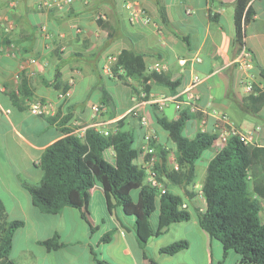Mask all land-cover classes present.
I'll use <instances>...</instances> for the list:
<instances>
[{
  "label": "crops",
  "instance_id": "1",
  "mask_svg": "<svg viewBox=\"0 0 264 264\" xmlns=\"http://www.w3.org/2000/svg\"><path fill=\"white\" fill-rule=\"evenodd\" d=\"M41 1L0 0V16L10 27L8 33H0V199L8 219L23 221L14 231L10 258L15 264H151L137 239L135 217L117 205L108 213L105 193L99 185L92 187L88 205L93 232L76 207L64 206L55 213L40 210L28 189L41 180L40 157L48 145L65 135L62 127L75 130V123L84 126L100 119L109 129L114 121L125 117L127 126L134 129V146L139 149L136 163L146 170L153 169L156 157L152 155L153 163L152 156L147 160L148 144L144 140L150 133L168 150L169 167L179 169L177 173L184 177L185 168L176 166L174 143L151 117L150 104L172 94L168 88L149 80L151 91L145 99H138L131 91L127 100H120V106L111 93L113 102L103 105L102 113L95 118L92 115V105L102 104L101 90L94 99L89 97L101 87L100 74L120 81L112 75L111 66L122 49L143 54L149 70L158 64L172 79H179L176 93L182 92L193 76L200 78L194 88L198 98L191 101L195 109L187 101L179 109L172 102L156 103L169 118L176 119L186 111L189 118L185 130L190 136L198 130L213 132L217 117L225 116L248 135L251 143L264 145V0L248 2L253 17L244 26L242 37L252 57L248 68L236 62L242 45L235 36L236 0H73L63 9L50 3L41 6ZM128 2L143 8L149 21L133 17ZM100 13L105 17L98 18ZM41 25L47 26L50 38L43 34ZM78 27L82 31H77ZM109 55L115 59L108 73L103 66ZM56 74L60 85L69 86L70 96H58L59 90L53 87ZM242 77L259 88L260 96L252 103L250 98L256 94L243 89ZM85 79L87 97L79 95ZM35 99L51 105L49 116H55L53 122L47 123L44 116L30 111ZM133 107L144 115L145 123L139 125V120L131 117ZM219 150L213 142L203 169L195 163V175L189 184L170 183L166 178L159 181L162 187L183 197V206L191 217L170 223L148 240L147 249L156 264H238L239 255L231 249L224 254L221 242L210 237L197 220V212L206 206L201 194L206 166ZM112 154L109 150L108 155ZM152 215L151 225L156 229L157 212L154 220ZM111 231V240L101 242V237ZM52 237L60 243L57 249L40 243ZM179 240L186 241V247L172 254L160 251Z\"/></svg>",
  "mask_w": 264,
  "mask_h": 264
},
{
  "label": "trees",
  "instance_id": "2",
  "mask_svg": "<svg viewBox=\"0 0 264 264\" xmlns=\"http://www.w3.org/2000/svg\"><path fill=\"white\" fill-rule=\"evenodd\" d=\"M249 0H236L233 21L237 41L243 37L244 26L252 19L253 11L248 7ZM163 15V9L159 7ZM112 75L124 85L130 79L138 80L141 87L131 85L138 99H145L151 91L148 84L153 80L175 94L180 86L179 79L162 70L148 69L143 54L131 49H122L111 66ZM58 74L53 80V87L59 91L69 88L59 84ZM25 78L22 76L21 85ZM45 84H49L45 82ZM102 105L113 102L112 94L104 87ZM144 92V95H140ZM28 94L26 89L24 92ZM256 97L250 98V103ZM151 117L154 123L164 130L174 143L176 166L184 167L183 178L179 169H171L167 163V152L154 138L148 146L147 160L153 155L156 160L153 170L159 181L163 178L170 183L184 181L189 184L195 175V163L204 150L210 148L216 139V133L198 130L190 136L185 130L186 111L176 119L169 118L156 104L151 103ZM254 109L253 107H251ZM139 120L140 116L133 115ZM47 123L55 116H44ZM67 117L62 121L65 122ZM107 135L88 127L83 137L73 133V129L62 127L63 137L48 145L41 157L42 177L37 185L28 186L33 203L42 211L55 213L64 206L80 209L88 222L90 232L95 226L88 220V205L91 189L95 185L103 188L108 213L113 206L122 208L124 213L135 217L134 230L142 247L144 257L151 264L156 262L150 257L147 243L152 236L159 235L162 229L172 222L187 220L191 213L183 206V197L168 187L159 194L157 187L146 181V167L136 163L139 149L134 146L135 133L125 122V117L114 121ZM111 150L113 154L106 156ZM179 172V173H177ZM136 191V196L133 192ZM201 194L206 206L197 212L200 226L210 237L217 238L224 254L234 250L239 255L238 264H264V220L260 221L259 212L264 202V145L244 143L237 137H231L219 151L211 157L206 166V173L201 187ZM114 201V202H113ZM157 212L158 224L153 229L150 216ZM23 225L21 220L8 219L7 210L0 199V264H15L10 258L14 231ZM113 231L105 233L101 242L111 240ZM48 249H57L60 243L55 237L41 240ZM186 241H175L160 249L162 253L172 254L186 247ZM97 258L96 252H92Z\"/></svg>",
  "mask_w": 264,
  "mask_h": 264
},
{
  "label": "built area",
  "instance_id": "3",
  "mask_svg": "<svg viewBox=\"0 0 264 264\" xmlns=\"http://www.w3.org/2000/svg\"><path fill=\"white\" fill-rule=\"evenodd\" d=\"M73 0H42L39 5H48L49 3L54 5L55 7H57L58 9H63L66 6H70L72 4ZM126 6L128 8H131V15L133 17L135 16H141V19L143 20V22L147 23L149 21L148 16H146L145 11L143 8L141 7H133V5L130 4V2H128L126 4ZM105 15L100 13L98 15V18H104ZM10 31V27L8 25L7 19L5 17L0 16V33H8ZM41 31L43 32V34L47 37L50 38L51 37V33L48 30L46 25H41ZM77 31H82V29L80 27L77 28ZM242 40V45L240 48V52L238 53V56L236 58V62H239L240 66H242V68H248L251 65V61H252V57H251V53L250 51L246 48L245 44H244V40L243 38ZM196 60L200 59V56H194L193 57ZM114 56L109 55L107 57V61L108 63L103 66V71L104 72H110V67L109 64L111 62L114 61ZM152 69H156V70H161V66L160 65H156L154 66ZM200 81V78L198 76H193L190 80V83L188 84V86L182 91V92H178L176 94H170V95H163L158 97L155 102L163 105L167 102H172L174 103L176 108H180L181 103L182 102H186L189 103L192 100H197L198 96L197 94L194 92V88L197 85V83ZM240 82L243 86V89L249 93V94H259V88L255 87L252 80L246 77H242L240 78ZM71 91L68 88L65 91H59L58 92V96L60 98H64V97H68L70 96ZM184 96L183 99H181L180 97ZM191 105L194 107L195 109V104L191 102ZM29 109L31 112H33L34 114L37 115H41V116H48L50 115L51 111H52V107L51 105L46 102V101H42L39 99H35L34 101H31ZM92 111H93V117L95 118L99 113H102L103 111V105L100 103H96L92 105ZM130 113H132L133 115H139V112L136 110L135 107L130 109ZM140 116V115H139ZM140 120L142 123L146 122V118L144 117V115L140 116ZM106 124L105 120H100V119H95L93 121H91L88 124H85L84 126L79 125L78 123H75L73 126L75 128V130H73V133L77 134L80 137H83L85 134V130L88 127H92L94 128L97 132L101 133V134H105L107 135L110 131V129H107L104 127V125ZM213 132L217 134V139L214 140V144L215 146H217L218 148L223 147L227 140L231 137H237L240 141L244 142V143H251L250 142V138L248 137V135L243 132L242 130H240L239 128H237L232 122H230L225 116H218L217 119L214 122L213 125ZM153 138L152 134L147 133L144 136V140L145 142L148 144L149 140ZM147 150L149 152H153V147L147 146ZM153 156L150 159V163H153ZM146 181L152 185L158 188L159 190V194L163 193L165 191V188L161 186V184L159 183V180L156 176V173L153 169H149L147 170V176H146Z\"/></svg>",
  "mask_w": 264,
  "mask_h": 264
},
{
  "label": "rangeland",
  "instance_id": "4",
  "mask_svg": "<svg viewBox=\"0 0 264 264\" xmlns=\"http://www.w3.org/2000/svg\"><path fill=\"white\" fill-rule=\"evenodd\" d=\"M100 86L98 89L93 90L91 92V94L89 95V97L91 99H94L92 97L96 96L97 93H100V90L102 87H104L105 89H107L109 92H111L115 97H116V104L118 106H120V100H127V96L129 95V93L132 91L131 90V85L133 86H137V87H141L140 83L138 80L135 79H130L129 80V84L128 85H124L122 84L120 81H118L117 79H113L109 76H107L106 74H100ZM86 85V79L82 82L81 84V88L79 91V95L81 96H86V91L84 89V86ZM193 103V102H192ZM195 104V103H194ZM81 125V124H79ZM113 127V124L109 127V129ZM109 150L106 152V156H109ZM210 154V148L204 150V152L202 153L201 157L196 161L197 167H199L200 169H203V163H204V158H206L208 155ZM135 194V192H134ZM262 206L264 204V202H262ZM156 218L155 213L152 215V219L154 220ZM259 218L260 221L264 220V209L262 208L259 212Z\"/></svg>",
  "mask_w": 264,
  "mask_h": 264
}]
</instances>
